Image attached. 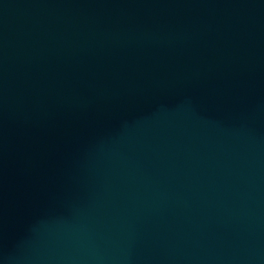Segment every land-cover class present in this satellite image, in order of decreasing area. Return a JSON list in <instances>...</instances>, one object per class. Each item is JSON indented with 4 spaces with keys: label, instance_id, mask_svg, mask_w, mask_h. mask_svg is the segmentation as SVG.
Instances as JSON below:
<instances>
[{
    "label": "water",
    "instance_id": "obj_1",
    "mask_svg": "<svg viewBox=\"0 0 264 264\" xmlns=\"http://www.w3.org/2000/svg\"><path fill=\"white\" fill-rule=\"evenodd\" d=\"M0 264H264V0H0Z\"/></svg>",
    "mask_w": 264,
    "mask_h": 264
}]
</instances>
